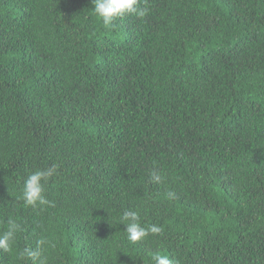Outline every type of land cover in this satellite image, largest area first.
I'll use <instances>...</instances> for the list:
<instances>
[{
  "label": "trees",
  "instance_id": "obj_1",
  "mask_svg": "<svg viewBox=\"0 0 264 264\" xmlns=\"http://www.w3.org/2000/svg\"><path fill=\"white\" fill-rule=\"evenodd\" d=\"M137 6L105 27L92 0H0V264L41 238L46 264H264V0ZM125 210L162 232L129 242Z\"/></svg>",
  "mask_w": 264,
  "mask_h": 264
},
{
  "label": "clouds",
  "instance_id": "obj_2",
  "mask_svg": "<svg viewBox=\"0 0 264 264\" xmlns=\"http://www.w3.org/2000/svg\"><path fill=\"white\" fill-rule=\"evenodd\" d=\"M137 5L138 0H92L93 11L105 27L113 26L116 19L125 15L134 14L138 18L145 17L148 14V9L140 8ZM56 170V166L52 165L46 169H37L26 176L20 197L25 206L38 209L50 204V201L44 195V182L55 175ZM150 176L155 183L162 181V176L158 171L153 170ZM167 198L169 200L175 199V193L172 191L167 192ZM139 219V214L130 210H125L119 218V224L125 226L124 232L129 242L137 243L146 238L149 233L159 235L162 232V228L155 224L147 228L142 227ZM21 231V223L15 218H10L7 221L6 230L0 233V252L11 253L17 234ZM51 247L53 245L47 238H41L37 241L35 248H24L19 256L28 258L31 264H46L47 257L45 253ZM154 260L155 264H173L172 260L164 255H157Z\"/></svg>",
  "mask_w": 264,
  "mask_h": 264
}]
</instances>
